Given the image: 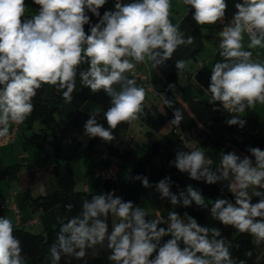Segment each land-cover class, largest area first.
Listing matches in <instances>:
<instances>
[{
  "label": "clouds",
  "instance_id": "clouds-1",
  "mask_svg": "<svg viewBox=\"0 0 264 264\" xmlns=\"http://www.w3.org/2000/svg\"><path fill=\"white\" fill-rule=\"evenodd\" d=\"M39 11L25 19V0H0V138L9 135L11 125L22 124L34 111L33 98L43 85L55 86L66 103L73 100L78 69L80 83L93 93L103 91L111 97V107L104 112L108 127L97 122L96 114L84 125L85 135L111 142L113 131L121 123L131 124L144 112L146 90L138 87L133 73L138 63H151L153 68L170 60L181 45H191L194 37L185 39L179 23L173 24L171 0H116L115 11L99 9L107 0H33ZM194 9L197 25H211L225 17L226 0H182ZM233 20L219 32L220 56L211 68L209 103L220 102L232 115L226 123L243 128L241 119L246 109L264 105V62L252 58V51L244 50L247 33L249 49L264 48V0H242L236 3ZM100 17L91 26L88 13ZM178 72L187 62L178 60ZM119 86V90L117 89ZM170 89L175 85H169ZM172 107V101L164 100ZM218 110V109H214ZM170 125L179 127L183 114L173 113ZM176 153L175 167L188 173L192 180L215 184L229 180L234 203L223 198L211 202L210 214L222 225L254 237L259 246L264 243V150L250 148L254 160L241 158L234 152L223 153L220 166L212 169V160L202 148ZM143 187L149 188L148 178L137 175ZM171 178L156 185L162 199L172 205L187 208L193 202L200 208L208 204L199 190L188 185L178 194L171 191ZM252 190L251 193L249 190ZM259 201L252 202V197ZM71 210L72 205L66 206ZM115 218L109 233L108 218ZM148 212L131 201L115 196L114 191L94 195L82 204V211L61 222L58 244L50 248L52 264H59L62 256L83 259L87 250L107 240L111 250L108 259L114 264H237L230 242H226L218 228L200 225L187 213L182 218L170 211L167 228L158 227L164 220L155 216L147 220ZM11 219L0 217V264H25L21 242L13 234ZM165 236H171L161 244ZM183 244V247H181ZM155 254V255H154ZM251 252L247 255L251 256ZM154 256V258H153ZM238 264H246L239 260Z\"/></svg>",
  "mask_w": 264,
  "mask_h": 264
},
{
  "label": "crops",
  "instance_id": "crops-1",
  "mask_svg": "<svg viewBox=\"0 0 264 264\" xmlns=\"http://www.w3.org/2000/svg\"><path fill=\"white\" fill-rule=\"evenodd\" d=\"M129 3L134 0H127ZM116 0H107V3L101 7L104 11H115ZM27 5L26 14L33 15L39 11V6L33 3V0H25ZM228 13H236V3H242V0H226ZM194 9L191 6L183 5L182 0H171L170 19L173 24L179 23L180 31L185 39L188 36L194 37L191 45H181L173 53V58L187 62L185 70L177 72L175 82L166 79L157 68H153L151 63H138L135 69L148 71L154 90H147L137 80L138 87H144L146 90V100L144 102V112L137 121L128 123L127 127H117L113 131L114 140L123 139L127 133L133 135V139L126 142V146L133 150L137 155H143L145 148L153 141H158L161 145L167 146L177 138L181 137L177 128H173L169 123H165L160 130L152 128L151 122L158 111L163 109V88L169 85H175L174 90L170 89L171 94L182 101L189 99L209 100L210 94L206 89L210 85L211 68L216 62H222L219 49V32L221 28L219 22L211 25H197L193 19ZM244 50L252 51V58L258 62H264V48L249 49L248 34H244ZM88 68V64H83ZM130 79H134L128 74ZM119 90V86H117ZM77 110L92 115L100 119L102 107L94 102L85 101L79 108L72 103L63 104L61 114L56 115L60 131L56 139L58 142L59 155L53 151L51 144L46 146V154H42L39 148L31 143L28 137L33 130L40 128L41 124L35 121L31 127L24 123L11 125L9 135L0 138V170L6 166L16 165L17 170L11 172L5 178L0 179V215L12 220L14 228H24L31 233H41L46 227L53 225L60 220V206L54 205L52 208L42 211L32 203V198L37 195L45 194L56 188V179L53 175L51 166L56 162H62L65 158H70L75 184V190L94 192L98 191L103 182L102 170L104 161L110 157L101 149L99 144L95 145V151L91 156H76L82 146H87L90 137L85 135L84 125L89 118L79 117ZM246 120V126L251 134L264 126V105L257 104L253 109H246L245 114L240 117ZM199 131H193L186 135L189 144L195 145L198 140ZM227 139V133L221 124H216L209 129V140L205 156L212 160V165H218L221 159V147ZM113 141V140H112ZM243 145L248 148L251 140L247 138ZM121 147V146H120ZM254 160V158H251ZM120 170L116 180V186L109 192L115 196L121 197L124 201H131L135 206L144 208L148 212L147 220L155 219L159 216L164 223L158 227L167 228L168 214L175 211L183 218L187 213L191 216L195 203L187 208L182 204L172 205L167 198L162 199L160 193L155 188V183L149 184L151 187H143L141 181L130 176L133 164L119 159ZM218 184L224 192L229 190V186L224 180L218 181ZM251 193V189L249 190ZM178 194V193H176ZM206 203H211L214 198L209 194H202ZM192 217V216H191ZM112 226L115 218L111 216ZM171 236H165L161 244L170 239ZM260 254L264 255V243L257 246ZM92 253H108L111 250L107 247V240L103 244H98L92 248ZM155 255V254H154ZM154 258V256H153ZM45 264H51L50 257H46Z\"/></svg>",
  "mask_w": 264,
  "mask_h": 264
},
{
  "label": "trees",
  "instance_id": "trees-1",
  "mask_svg": "<svg viewBox=\"0 0 264 264\" xmlns=\"http://www.w3.org/2000/svg\"><path fill=\"white\" fill-rule=\"evenodd\" d=\"M124 1L129 3L127 0ZM99 11L102 17L105 11L103 9H99ZM88 15L90 17V23L84 27L86 33L90 34L91 26L98 23L100 17L94 16L91 12H89ZM30 16V14H26L24 18L27 19L30 18ZM176 62L177 61L171 57L170 60H167L163 65L157 67L159 73L170 82H175L176 73L178 72L175 67ZM86 69L87 67L85 65H81L78 69L76 90L72 94L73 100L71 103L77 108H79L85 101L99 104L103 110L100 119L98 117H96V119L98 123L107 128L108 125L104 119V112L111 107V97L103 91L93 93L90 89L81 85L79 71H84ZM162 91L163 96H161V99L163 101V109L157 112L150 126L155 130H160L165 123H169L174 118V111L179 109L184 118L179 127L171 126L178 129L181 137L177 138L167 146L161 145L158 141H153L146 146L145 151L141 156L128 148L125 145L126 142H122L124 138L106 142L99 137H90L88 145L82 146L76 156H91L95 151L94 146L99 144L101 149L110 157L108 160L106 159L104 161V165L107 166L114 159L118 165L117 176L115 178L104 176V182L101 188L94 192L75 190V180L70 166V158H65L62 162L54 163L51 166V169L56 179V188L45 194L37 195L32 198V203L42 211H46L58 204L60 206V220L59 222L46 227L41 233H31L21 227L14 228L13 234L21 242V255L25 260V264H45V259L48 256L50 257L52 264L50 248L54 244H58L57 237L60 231L61 222L66 223L68 219L79 215L82 211V204L85 200H90L94 195L108 193L116 186V180L119 176L120 170L119 159L126 160L133 164V168L130 171L131 177H136L137 175L144 176L147 177L151 183L155 184L166 177H170L172 181L171 191L173 193L186 191L187 186L192 185V187L199 190L201 194L211 195L215 201L217 197L221 196L223 193L218 182L209 185L203 180H192L188 173H181L173 163L178 151H191V149L185 147V142L191 147L186 135L198 130V140L191 148H202L204 151L208 145L210 127L216 124H221L227 133V139L221 147V157L223 153L234 152L241 158L244 156L254 158L249 152L250 148L259 147L261 150H264V126L259 127L255 133L251 134L246 124L243 128H240L238 125L229 126L226 123V121L231 119L234 114H230L224 110L220 102L210 104L208 102L209 100L204 99H189L184 102L181 99L175 98L167 86H165ZM165 99L172 101V107H168L164 104ZM64 102L62 92L57 91L55 86L47 84L37 90V94L32 100L34 111L25 120V124L31 127L35 121L40 122V128L33 130L28 139L39 148L42 154H46V146L47 144H51L55 154L60 156L56 137L59 134L61 127L58 124L56 115L62 113ZM77 113L78 116L82 118L91 117V115L86 114L81 110H77ZM127 125L128 123H121L119 127L125 128ZM247 138L251 140V145L248 148L243 145L244 140ZM115 141H119V144H114ZM219 166L220 161L218 165H211L213 170ZM15 170H17L16 165L4 167L0 170V179L5 178ZM224 181L229 186L230 181ZM222 198L233 203L235 201L234 194L230 190L224 192ZM259 199V197L253 196L252 202L256 203ZM69 204L72 205L71 210L66 207ZM207 204V208H200L195 204L191 216L202 226L218 228L220 230L222 238H224L226 242H230V251L233 259L237 261V264L239 260H244L246 264H264V255L260 254L257 245L254 243V237L247 233H240L231 226L222 225L218 220L211 216V203ZM108 225L110 233L112 230L111 215L108 218ZM181 247H183V244H181ZM248 252L252 253L251 256L247 255ZM109 255L110 254L108 253L94 254L92 253V248H90L87 250V255L83 259L62 256L59 264H114L113 261L108 259Z\"/></svg>",
  "mask_w": 264,
  "mask_h": 264
},
{
  "label": "built area",
  "instance_id": "built-area-1",
  "mask_svg": "<svg viewBox=\"0 0 264 264\" xmlns=\"http://www.w3.org/2000/svg\"><path fill=\"white\" fill-rule=\"evenodd\" d=\"M234 13H225V17L222 21H219V25L221 28V31L225 26H229L231 24V21L233 20ZM135 80H137L140 84H142L147 90L153 91L154 87L152 84V81L150 79V75L148 71H140L135 69L134 74L129 73ZM133 139V135L131 133H127L122 140V142H128ZM114 144H119V141H115ZM118 174V165L116 160H112L107 166L104 167L102 170V176L112 177L115 178Z\"/></svg>",
  "mask_w": 264,
  "mask_h": 264
},
{
  "label": "water",
  "instance_id": "water-1",
  "mask_svg": "<svg viewBox=\"0 0 264 264\" xmlns=\"http://www.w3.org/2000/svg\"><path fill=\"white\" fill-rule=\"evenodd\" d=\"M121 3H127L126 1H124V0H121Z\"/></svg>",
  "mask_w": 264,
  "mask_h": 264
},
{
  "label": "rangeland",
  "instance_id": "rangeland-1",
  "mask_svg": "<svg viewBox=\"0 0 264 264\" xmlns=\"http://www.w3.org/2000/svg\"><path fill=\"white\" fill-rule=\"evenodd\" d=\"M217 198H221V196H218Z\"/></svg>",
  "mask_w": 264,
  "mask_h": 264
}]
</instances>
